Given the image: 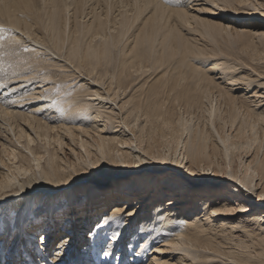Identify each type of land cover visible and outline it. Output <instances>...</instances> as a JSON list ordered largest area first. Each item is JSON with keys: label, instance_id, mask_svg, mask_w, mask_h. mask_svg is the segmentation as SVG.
I'll use <instances>...</instances> for the list:
<instances>
[{"label": "bare ground", "instance_id": "obj_1", "mask_svg": "<svg viewBox=\"0 0 264 264\" xmlns=\"http://www.w3.org/2000/svg\"><path fill=\"white\" fill-rule=\"evenodd\" d=\"M84 1L0 0V26H4L0 29V52L4 51L13 61L17 57L23 58L25 62L21 64L25 68L21 71L24 72L30 64L29 59L39 47L27 53L17 54L16 51L22 42L29 40L44 48L51 42L60 51L64 42L72 40L75 46L68 53L72 59L80 54L79 36L76 35L101 36L102 43L107 48L116 46L121 39H107L106 35L110 34L111 30L109 26H105L108 19L103 14L94 12L92 22L86 28L81 27L82 23L79 27L75 25L74 28H69L71 16L76 18L80 15L78 12L83 10ZM250 1L228 0V4L235 2L244 5ZM131 2L135 7L136 16L142 14L147 1ZM255 4L257 7L254 9H262L259 14L261 18L252 21L245 19L242 21L244 25L237 33H246L264 40V30L258 29L264 28V0H255ZM179 16L186 19L187 15L181 11ZM214 16L224 23L235 25L241 18L237 10ZM154 18L157 19V15ZM124 22L126 21L121 22L120 29L127 25ZM219 25L222 27L224 24L220 22ZM228 27L226 25L224 28ZM19 31L23 34L18 36ZM142 32L145 34L142 35L141 41L147 38L152 42L149 33L155 34V30L150 28ZM171 33L170 30L169 34ZM15 35L20 42L16 41ZM175 35L180 36L183 41L180 34ZM106 47L101 51L91 47L83 52L85 62L90 67L89 72L94 70L95 65L100 64V57L105 60L108 58ZM196 49L199 48H193L194 51ZM145 54L138 53L137 56L142 58ZM163 74L169 76L163 78ZM163 74L148 85L147 103L142 107L132 103L130 98L122 100V95L134 87L143 74L115 70L108 80V88H100L101 74L93 79L97 89L92 92L83 89V85L79 86L75 95L68 97L69 105L65 104V101L57 113L62 117L57 129L47 128L50 127L47 122L41 123L45 127L37 125L29 128L33 136L42 140L43 145L40 148H44V151L41 155L37 153L39 145L35 148L31 145L34 140L30 131L21 133L19 123L12 125L0 121L7 124V131L10 129L14 135L10 152L2 153L6 154L5 157L0 154V195L5 194L7 197H0L3 199L0 204H9L13 200V210L7 212L8 217L6 215L4 221L6 220V228L17 225L13 234L17 239L20 238V243L15 249L11 248L10 244L5 246L2 259L14 255L13 252L19 250L20 244L23 243L21 245L25 246L26 252L29 251L33 259L32 264H47L46 259H41V256L36 254V249L42 250L41 246L47 241H38L37 237L31 236L26 230L27 216H30L28 212L31 210L41 219L42 230H39L48 240L51 234L54 233V239L58 235L55 230L61 229L59 220L62 214L65 220L63 223H71L65 225L64 230L70 231L71 234L60 237L55 250L53 249L56 251L55 260H59L60 264L65 263L63 253H70L72 246H75L74 259L72 255L75 264H94V261L104 259L106 261L111 252H116L113 249L115 243L107 249L108 255H104L103 246L94 245L98 241L108 245L113 243V239L121 242L117 245L119 250L114 264H119L125 252L123 250L127 247L128 254L124 259L126 257L128 264L136 261L140 264H264V81L257 82L255 88L247 86L248 92L236 93L240 87L233 86L234 79L231 87L213 85L215 90H211L209 76L192 65L187 73ZM32 77L28 80H32ZM45 77L48 75L45 74ZM8 79L9 77L4 78V84ZM132 81L135 82L130 84ZM103 82L105 84V81ZM43 85L45 87L46 84ZM87 95L90 97L85 98ZM52 96L46 95L49 98L46 100L48 103L52 104L58 98ZM2 114L5 118L7 112L2 111ZM78 116L81 119L79 123L76 122V126L74 122ZM141 117L144 119L143 124L140 123ZM99 118H103V124L98 123L102 121ZM88 120L96 126L95 131L85 128L87 125L84 121ZM25 123L27 124L26 121ZM69 123L75 124L73 129ZM14 128L17 130L14 131ZM74 128L85 138L90 136L91 132L96 134L94 144L83 137L79 139L80 148L85 155V159L80 160L81 164L79 161H64L58 156L55 146L49 150L53 142L61 148L64 143L61 142V133L63 137L74 138ZM51 132L55 134L51 135ZM22 137L26 142L22 143ZM82 157L76 155L74 158L79 160ZM25 162H32L33 167L23 168ZM133 167L136 170L132 169ZM160 173L162 174L156 175ZM75 175L79 177L74 178ZM96 175L102 176L100 180H95L98 185L111 182L110 187L104 190L107 191L104 194L108 193L110 199L113 196L109 197V192L116 189L114 187L125 186V197L127 193L133 194L129 190L133 189L135 184H140L145 191L134 203L121 195L119 199L123 197V200H126L122 204L111 205L107 208V213L99 218L101 210L96 209L94 213L93 200L89 199L94 194V189H97L94 180H90ZM106 179L111 180L107 182ZM206 179L208 183L205 182ZM162 181V185L157 183ZM116 182L119 183L115 184ZM124 182L127 184H122ZM152 184L153 191L159 192L160 195L149 196ZM14 189L17 191L14 192ZM203 189H209V194H206L207 191L198 192ZM192 190H196L194 195ZM71 195L86 197L84 207L87 209L76 213L78 202L73 198L72 205L68 204ZM56 203L59 206L66 203L69 207L58 210L60 215L56 216L51 213ZM48 214L52 220L47 219ZM79 215L80 219H77ZM85 228L89 229L87 234L83 235ZM11 230L13 232V228ZM117 232L120 235L113 238ZM37 233L39 232L34 234ZM239 234L252 238V245L241 239ZM128 235L130 240L125 243L123 237ZM87 241L93 247L92 253L86 248ZM60 248L63 250H58ZM43 256L48 258L49 262L53 261L46 252H42ZM20 261L21 259L18 260ZM25 261L30 262L26 259ZM67 263L68 258L65 264Z\"/></svg>", "mask_w": 264, "mask_h": 264}, {"label": "rangeland", "instance_id": "obj_2", "mask_svg": "<svg viewBox=\"0 0 264 264\" xmlns=\"http://www.w3.org/2000/svg\"><path fill=\"white\" fill-rule=\"evenodd\" d=\"M94 1L96 0H88V1L85 0L83 2V10L81 11L84 13H82L79 10L78 14L80 15H78L76 18L71 16L70 18L71 24L69 28L72 29L75 27V25L79 27L81 23H82L81 27L84 26V28H86L87 25L90 22H92L94 12H97L98 14H103L108 19L105 26L110 27L111 33L106 35L107 39H110L111 37H119L121 39L120 42L116 44V46L114 47L107 48L102 43L101 36H90L83 34L76 35L79 36L78 46H79L80 54L75 59H72L68 55L69 50L73 46H75V43L72 40L68 42H64V46L61 51L56 49L51 42L46 44L48 46L47 48H44L37 43L30 42V40L28 42L27 41L24 43L22 42V44H20L18 51H16L17 54L19 52L27 53L33 49L36 50V48L39 47L35 51L34 56L29 59L30 64L27 65L28 69L26 68L24 72L21 71L22 68H25L21 64V62L22 63L25 62L23 58L17 57L13 61L8 54H5L4 51L2 53L0 52V78L3 79L0 80V121L12 125H14V123L17 124L19 123L20 124L19 128L21 130V133H23V131H28L29 133L30 131L29 128L32 129L34 126L37 125L44 126L43 124H41L42 122H47L50 125V127L47 128L57 129V127H59V125L61 124V121L59 120L62 119V117L58 116L59 114L57 113H59L65 101H67L65 104H68L69 99L72 98L73 95H75L79 86L83 85L84 86L83 89L92 92L93 89H97V86L94 85L93 79H95L98 74H101L100 88H104V89L108 88L106 87L108 80L110 79L112 72L115 70L126 71L135 74H143L140 80L137 78L138 80L133 85L134 87H132L131 89L126 91L124 95H122V100H128V98H130L132 99L131 100L132 103L134 102L135 104H139V106L141 107L147 103L146 90L148 88V85H151L156 79L161 77L159 75L163 73H169V74L187 73L189 72L191 65L200 71L202 70L204 73L207 74V76H209V78L211 79L209 87L213 91L215 90L214 88L215 85L218 87H231L233 79L235 80L233 82V84L235 85L233 86L240 87L235 91L236 93L248 92L249 89L248 90L246 89L247 86L250 85L251 88H255L257 82L264 81V40H259L258 38H255L246 33L245 34L237 33L238 32L237 30H239V28L244 25L242 21H244L245 19L252 21L255 20L256 18L258 19L261 18L259 14L261 13L262 9L260 8L254 9V7H257V4H255V0H251L249 3L244 5H238L235 2H233V4H228V0H146L147 2L144 4V9L142 14H138L137 16H136L137 13H134L135 7L133 6L131 0H108V1L97 0L96 2ZM138 1L142 2L143 0H138ZM107 4L109 6H107ZM156 10L157 12H155ZM234 10H237V12H239L241 16V18L239 19L240 21H238L237 25L224 23L222 20H218L214 16V15H220L221 13H223V15H226L229 14L230 12H233ZM181 11H184L186 13L187 15L186 19H183L179 16V12ZM245 13L256 14V15H247ZM155 15H157V19L154 18ZM219 18H224V17H219ZM122 21H126L124 23H126L127 25L124 28L120 29V24ZM220 22L224 24L222 27L219 25ZM226 25L229 27L224 28ZM3 27L4 26H0V29H3ZM150 28L155 30V34L149 33L152 42L147 38L144 41H141L142 35L145 34L142 31ZM258 29L264 30V28L262 27H258ZM170 30L172 31L171 34H169ZM84 32L86 31L84 30ZM176 33L182 36L183 41L180 40V36L175 35ZM21 34H23L21 31H19V34L17 33L18 36ZM17 35H15L14 38H16L17 42H20V39L18 38ZM149 45H151V48H149ZM91 47L98 51H101L103 47H106L108 50V58H106L105 60V58L100 57L99 59L100 64L95 65L96 67L94 68V70L92 72H89L88 70L90 67L85 62L84 59L85 57L83 52L86 49H91ZM196 47L199 49H196V51H194L193 48ZM198 50L200 51L198 52ZM138 53H146V54L142 58H139L137 56ZM33 65L34 67H32ZM223 69L226 70L223 71ZM227 70L230 71L228 72ZM45 74H47L48 77H45ZM162 76L163 78H166L169 75L163 74ZM7 77H9V79L6 80V83L4 84L5 81L4 78ZM30 77H32L33 79L28 80L30 79ZM103 81H105V84H103L104 83ZM133 82L135 81H132L130 84H132ZM42 83L46 84L45 87L48 88L43 90L45 87ZM49 94L51 96L52 95L56 96V98L58 97L56 99L57 103H55L56 100H54L52 104L46 101L47 99L49 100V98L46 97V95ZM87 97L90 96L88 95L85 96V98ZM9 101L11 103H9ZM42 106H45L47 108H42ZM139 109L141 110V108ZM2 111L7 112L5 118H3L4 116L2 114ZM75 119L76 121L74 123H76L77 121L79 123L81 118L78 116ZM99 119H101L102 121H99L98 123L103 124L104 122L103 118H99ZM141 119H140V123L143 124L144 119L142 120ZM25 121L27 122V124L25 123ZM90 121L91 120L84 121L85 125H87L85 126V128H89L90 130L95 131L97 128L96 126L94 127V123ZM86 122L89 123L86 124ZM78 123H76V126L78 125ZM72 124L73 123L71 124L69 123V126H71V128L75 125ZM107 124L109 125V122H107ZM6 125L0 122V154L3 157H5L8 152H10L9 150L10 148L13 147L14 144L12 143L14 142L13 140L14 135L10 129L9 131H7ZM50 129H48L49 132ZM15 130H17V128H14V131ZM30 132H31L30 133L31 136H33L32 131ZM54 134L55 133L51 132V135ZM73 134H74L73 136L74 138H71V137H63L64 135L63 133H61V139H62L61 142H64L61 148H58L56 142L55 143L53 142L52 143L53 145L51 144L49 150H52L55 146V148L58 149V156L64 159V161H66L67 163L69 162L77 163L79 161L78 163H80L81 162L80 160L83 161L85 159V155L83 153L84 152L83 149L80 148L81 146L79 139L83 137L84 139H87L89 143L94 144L96 134L93 135L94 132H91L90 133L91 135L85 138V136L79 133L78 130L75 128ZM33 140L34 143L31 144L32 147L35 148L37 147V145H39L37 147V153L40 155L43 154L44 148H40V146L43 145L42 140L40 138H36L35 136H33ZM21 141L22 143L26 142L24 137L21 138ZM2 153H6V154H2ZM76 155L79 157H82L83 155V157L77 160L75 159ZM4 159L6 160V158ZM234 164H236V161ZM29 167H33V163L25 162L23 168H29ZM1 169L2 168L0 167V170ZM132 169L135 168L133 167ZM161 174L162 173L156 175H161ZM78 177L79 175H77V177L76 175L74 176V178H78ZM100 177L102 176L96 175L95 177H92L90 180L91 181L94 180L93 183H95L96 182L95 180H100ZM106 180L108 182L111 179L109 180L106 179ZM163 182L164 181H162L161 183L160 182L157 183L162 185ZM205 182L208 183V179H206ZM117 183L119 182H116L115 184ZM26 184L28 185L29 183ZM95 184L97 186V189H94V191L95 192L98 191V192L97 193L94 192V194L89 199L93 200L92 204L95 205L92 206L93 211H95L96 209L101 210V212L98 211L99 218L100 215H103L105 212L107 213L106 210H108L107 208H110L111 205L118 203L122 204V202H124V200L126 199H129L131 203H134L142 196L141 194L143 193V191H145V189L141 187L140 184L138 185L135 184V186H132L134 188L133 189L131 188L129 190L133 194L127 193L126 194L127 197H125V194L123 192V190H125L124 188L125 186H121L119 188L114 187L116 189H114L112 192H109V197L112 195L114 198L111 196L112 199H110L107 196L108 193L104 194V192H107L104 190L110 187L111 182L109 181V183L107 184H102V183H99V185L97 183ZM122 184H127V183L124 182ZM153 185L154 184H152V187L150 188L151 190L149 191L150 192L149 196L160 195L158 194L159 192L155 193V191H153ZM17 189H14V192L17 191ZM203 191H207L206 194H209L208 193L209 189L198 190V192H203ZM90 192H92V190ZM195 192L196 190H192V195H194ZM121 195H123L126 199L123 200V197L122 199H119ZM5 196H6L5 194L0 195V197H5ZM73 198L75 199L76 203L78 202L76 204V207L79 210L75 208L76 213H80L82 209L83 210L87 209L86 206L84 207L85 202L87 200L86 197L85 198L74 197L73 195H71L68 203L70 206L72 205L71 200ZM2 200L3 199L1 198L0 201ZM3 205H4L3 208L6 210V213L9 212L10 210H13L12 209L13 200H11L9 204L5 203ZM262 205L264 204L262 203ZM67 207L69 206H67L66 203H63L62 206H59V204L56 203L51 213L56 216H59L60 214L58 213V210L67 209ZM143 208L144 207H142V209ZM147 209L145 211H147ZM96 211L94 213H96ZM28 213L30 214V216L29 215L27 216L28 224L26 230L31 236L44 237L45 234H42L39 230L41 229L40 227L43 224L41 219L36 217L31 210H29ZM50 214H48L47 216L48 220L53 219L51 218ZM42 215L43 216L45 215V211L42 212ZM74 215L75 214H73V216ZM6 217H8V213ZM62 217H60L59 220V224H62L60 226L61 229H57V230L54 229L55 231L58 232V233L55 232L58 234L57 236H55V239L53 238L54 233L53 235L51 234L49 236V240L47 237H45L47 240L45 239L44 242L45 241L47 242H45L46 244L41 246V248H43L42 250H37L35 248V245L33 244L34 249H36L37 251L36 254L38 256L40 255L41 259L42 258L46 259L47 261H45V263L47 264H60L59 260L58 261L55 260L56 251L54 250L58 244L57 240L60 237H62L64 234H71L70 231L69 232L64 231L66 229L65 225L67 226L71 223H69V221L63 223L64 219ZM30 218L31 220H29ZM76 218L80 219V215L79 217ZM4 219L0 220V223H2L4 227H6L5 225L6 220L4 221ZM100 220H102V218ZM11 228H13V233H14V230L17 229V225L13 224L11 225ZM88 229L89 228H85L83 235L87 234ZM36 231H38L39 233L34 234L36 233ZM239 236L241 239L245 240L248 244L252 245L250 242L252 238L250 239V237H244L242 234H239ZM123 239L125 243H127L128 240H130V235H128L127 237L124 236ZM19 240L20 238L17 239L16 245H19L20 243ZM105 240L106 238L104 239V241ZM111 241H113V243H110L108 245H105V243L101 241H98L97 244L94 245V247L98 245L103 246L105 252H107V249L109 247L111 248V246L114 245L115 243L113 249L114 251H116L115 253L111 252L110 256L106 259V261L105 259L99 260L98 262L94 261V264L115 263L114 258L116 257V253L118 252L117 250H119V247H117V245L121 244V242L120 240H114V239ZM138 241L139 239L136 241V243ZM21 244H20V249L13 252L15 253L14 255H10V258L5 257L4 259L12 262V264H19L18 262L19 259L24 261L26 259L30 261V262L25 261L28 262L27 264H32L33 259L29 255V251L26 252V248H24L25 246ZM85 244H87L86 248H88L89 252L92 253L93 247H91L89 241L85 242ZM74 247L75 246H72L70 253H66V252L63 253L65 263L68 258L67 264L76 263L75 260H72V255H73V259L75 257ZM122 248L124 249V246H122ZM127 248L123 250L125 252L122 254L123 256H121L119 264H128L126 257L124 259V256L128 254ZM42 252H44V254L46 252V254L50 256L49 258H53V261L49 262L48 258H46L45 256L42 257ZM5 256H7L6 253ZM2 257L3 255L0 256V259H2ZM141 261L143 260H140V262ZM136 262L135 263L132 262L130 264H140Z\"/></svg>", "mask_w": 264, "mask_h": 264}, {"label": "snow or ice", "instance_id": "obj_3", "mask_svg": "<svg viewBox=\"0 0 264 264\" xmlns=\"http://www.w3.org/2000/svg\"><path fill=\"white\" fill-rule=\"evenodd\" d=\"M9 103H11L9 101ZM7 215L6 210L3 208V205L0 204V220H3L5 218V216ZM120 235L119 232L114 234L113 238H116ZM46 238L43 236H38L37 240H45ZM16 241H17V237L13 234L12 230L10 227L6 228L4 227V225L2 223H0V256L3 255L4 250H5V246L7 244H10L11 248H15L16 246ZM58 250H63L62 248L58 249ZM104 255H108L107 252L104 253ZM0 264H12V262L5 260V259H0ZM19 264H27V262L21 260L19 262Z\"/></svg>", "mask_w": 264, "mask_h": 264}]
</instances>
